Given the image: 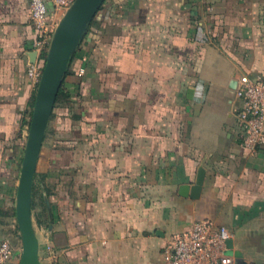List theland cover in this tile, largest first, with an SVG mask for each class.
<instances>
[{
  "label": "crops",
  "instance_id": "1",
  "mask_svg": "<svg viewBox=\"0 0 264 264\" xmlns=\"http://www.w3.org/2000/svg\"><path fill=\"white\" fill-rule=\"evenodd\" d=\"M29 11L0 0V243L17 263ZM81 45L35 176L41 264H166L168 239L199 221L230 230L237 264L264 263V149L241 146L236 118L239 82L264 79V0H108ZM201 168L195 200L181 189Z\"/></svg>",
  "mask_w": 264,
  "mask_h": 264
},
{
  "label": "built area",
  "instance_id": "2",
  "mask_svg": "<svg viewBox=\"0 0 264 264\" xmlns=\"http://www.w3.org/2000/svg\"><path fill=\"white\" fill-rule=\"evenodd\" d=\"M75 1L51 0L54 12L50 15L46 0H28L30 21L38 33L34 49L37 60L28 69V77L36 88L44 71V64L39 61L45 63L44 57H47L58 24ZM236 96L240 101L236 118L241 146L256 153L264 149V79L241 80ZM232 238L228 228L218 227L210 221H199L189 231L171 236L163 248V256L166 264H237L236 258L228 254V242ZM17 254L10 239L0 243V264H19Z\"/></svg>",
  "mask_w": 264,
  "mask_h": 264
},
{
  "label": "water",
  "instance_id": "3",
  "mask_svg": "<svg viewBox=\"0 0 264 264\" xmlns=\"http://www.w3.org/2000/svg\"><path fill=\"white\" fill-rule=\"evenodd\" d=\"M107 1L76 0L63 15L54 33L44 63L42 79L36 91L18 187L16 221L22 239V256L19 264H41L40 241L33 220V191L39 158L55 111L57 98L72 60ZM31 58L32 63H35L37 53L34 52ZM205 177L206 171L201 168L196 184L191 187H182L183 195L195 200L199 199ZM228 254L233 255L232 251Z\"/></svg>",
  "mask_w": 264,
  "mask_h": 264
},
{
  "label": "trees",
  "instance_id": "4",
  "mask_svg": "<svg viewBox=\"0 0 264 264\" xmlns=\"http://www.w3.org/2000/svg\"><path fill=\"white\" fill-rule=\"evenodd\" d=\"M96 24H97V18H96V19L94 20V22L92 23V25H91V29H90V31H89L87 37L90 36V35L92 34V28H93ZM81 46H82V45H81ZM79 50H80V49H79ZM44 59L46 60V57H44ZM68 74H69V70H68ZM69 98H70V95H69L68 93H66V91H65V89H64V86H63V87L61 88L60 93H59V96H58V98H57V102H56V106H55V108H56L58 105L67 102V101L69 100ZM34 101H35V99H33L32 107H34ZM38 222H39V224H40V221H38Z\"/></svg>",
  "mask_w": 264,
  "mask_h": 264
},
{
  "label": "rangeland",
  "instance_id": "5",
  "mask_svg": "<svg viewBox=\"0 0 264 264\" xmlns=\"http://www.w3.org/2000/svg\"><path fill=\"white\" fill-rule=\"evenodd\" d=\"M34 102H35V101H34ZM33 108H34V107H32V110H31V111H32V113H33ZM31 118H32V116H31ZM10 238H11V237H9V239H10Z\"/></svg>",
  "mask_w": 264,
  "mask_h": 264
}]
</instances>
